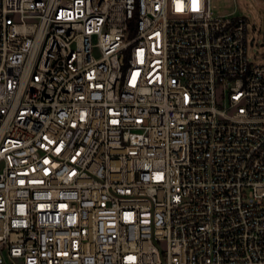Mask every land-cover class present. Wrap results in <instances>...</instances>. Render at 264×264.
<instances>
[{
	"label": "built area",
	"instance_id": "obj_1",
	"mask_svg": "<svg viewBox=\"0 0 264 264\" xmlns=\"http://www.w3.org/2000/svg\"><path fill=\"white\" fill-rule=\"evenodd\" d=\"M0 264H264L247 19L0 0Z\"/></svg>",
	"mask_w": 264,
	"mask_h": 264
},
{
	"label": "rangeland",
	"instance_id": "obj_2",
	"mask_svg": "<svg viewBox=\"0 0 264 264\" xmlns=\"http://www.w3.org/2000/svg\"><path fill=\"white\" fill-rule=\"evenodd\" d=\"M210 7L215 16L247 19L248 60L264 65V0H210Z\"/></svg>",
	"mask_w": 264,
	"mask_h": 264
}]
</instances>
